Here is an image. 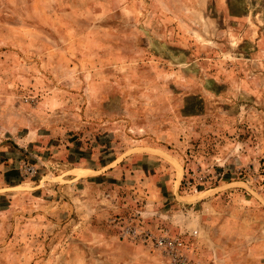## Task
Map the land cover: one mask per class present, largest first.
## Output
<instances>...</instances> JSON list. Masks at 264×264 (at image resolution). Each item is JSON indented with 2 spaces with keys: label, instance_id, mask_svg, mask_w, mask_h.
<instances>
[{
  "label": "rangeland",
  "instance_id": "1",
  "mask_svg": "<svg viewBox=\"0 0 264 264\" xmlns=\"http://www.w3.org/2000/svg\"><path fill=\"white\" fill-rule=\"evenodd\" d=\"M164 236L264 264V0H0V264Z\"/></svg>",
  "mask_w": 264,
  "mask_h": 264
},
{
  "label": "built area",
  "instance_id": "2",
  "mask_svg": "<svg viewBox=\"0 0 264 264\" xmlns=\"http://www.w3.org/2000/svg\"><path fill=\"white\" fill-rule=\"evenodd\" d=\"M195 233L196 230L193 231V234ZM156 244L167 250L170 256V264H190L189 260L181 252L184 244L182 238L175 237V239H172L168 236H164L162 238H159Z\"/></svg>",
  "mask_w": 264,
  "mask_h": 264
}]
</instances>
